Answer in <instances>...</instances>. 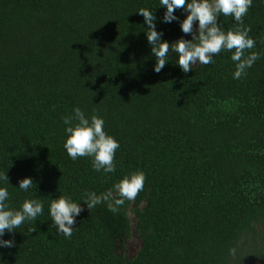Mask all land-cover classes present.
<instances>
[{"label": "trees", "instance_id": "trees-1", "mask_svg": "<svg viewBox=\"0 0 264 264\" xmlns=\"http://www.w3.org/2000/svg\"><path fill=\"white\" fill-rule=\"evenodd\" d=\"M159 6L0 0V172L11 207L36 198L45 205L36 222L5 233L15 241L0 248L5 264H264V0H253L244 17L260 59L240 80L231 52L184 73L170 48L155 73L140 8L153 11L163 40L192 39L178 22L161 23ZM219 23L227 31L235 22ZM75 107L102 117L119 141L115 173L67 155L61 117ZM136 171L146 175L144 190L109 211L119 198L114 185ZM26 177L36 186L29 193L16 189ZM109 189L110 201L87 209L85 192ZM59 196L85 209L67 239L48 213ZM133 233L141 247L129 258Z\"/></svg>", "mask_w": 264, "mask_h": 264}, {"label": "clouds", "instance_id": "clouds-1", "mask_svg": "<svg viewBox=\"0 0 264 264\" xmlns=\"http://www.w3.org/2000/svg\"><path fill=\"white\" fill-rule=\"evenodd\" d=\"M161 8L166 9L161 23L170 24L178 22L181 32L191 35L187 40L181 37L179 40L169 43L163 40V31H157L156 17L148 8H140L137 11L147 25L145 31L147 43L151 48V55L155 57L153 71L161 73L169 62V50L171 48L177 56L176 65L184 73L192 71V65L197 61L201 65L213 64L214 56L222 52H231V61L235 66L232 73L234 80H240L247 76V70L260 59V53L250 51L256 47V41L250 36L251 29L244 27V17L252 7L253 0H159ZM182 9L186 13L180 21L174 13ZM231 17L233 27L225 30L219 23V17ZM194 24L196 28L194 30ZM195 40V42H193ZM64 125L65 142L64 149L73 161L78 158H90L92 169L105 175L115 173V156L120 148V143L105 131V120L95 114L86 116L80 107L72 109V113L62 116ZM146 175L143 171H136L126 175L116 185L115 190L119 198L109 204V211L116 213L119 207L126 201H133L144 190ZM10 186L7 172H0V248H13L15 241L5 240V233L12 234L16 229L26 223H34L43 214L44 202L39 198L25 199L19 209L10 206ZM36 188L30 177L18 181V189L29 193ZM113 191L97 194L95 191L85 192L83 203L87 209L112 199ZM81 203L75 202L70 196H59L52 199L48 206V213L52 224L56 228L57 235L71 238L77 218L84 211ZM36 231L30 228L29 232ZM234 249L230 252L234 253ZM0 264L5 262L0 258Z\"/></svg>", "mask_w": 264, "mask_h": 264}, {"label": "rangeland", "instance_id": "rangeland-1", "mask_svg": "<svg viewBox=\"0 0 264 264\" xmlns=\"http://www.w3.org/2000/svg\"><path fill=\"white\" fill-rule=\"evenodd\" d=\"M198 63L199 62L197 61L196 64ZM140 247H141V240L138 238V236L135 233H133L125 241V250H124L125 255L129 258L135 257Z\"/></svg>", "mask_w": 264, "mask_h": 264}]
</instances>
